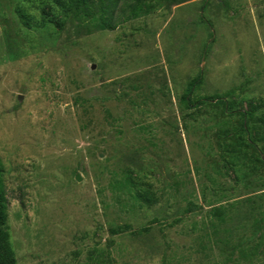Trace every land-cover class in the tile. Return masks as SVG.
<instances>
[{
    "label": "rangeland",
    "instance_id": "1",
    "mask_svg": "<svg viewBox=\"0 0 264 264\" xmlns=\"http://www.w3.org/2000/svg\"><path fill=\"white\" fill-rule=\"evenodd\" d=\"M152 5L104 31L54 18L45 0H0V156L17 264H264V165L221 153L223 121L239 117L182 101L202 77L193 98L264 104V0ZM125 179L158 202L125 207L114 187ZM124 225L135 233L111 234Z\"/></svg>",
    "mask_w": 264,
    "mask_h": 264
},
{
    "label": "trees",
    "instance_id": "2",
    "mask_svg": "<svg viewBox=\"0 0 264 264\" xmlns=\"http://www.w3.org/2000/svg\"><path fill=\"white\" fill-rule=\"evenodd\" d=\"M52 6L54 18L62 16L64 20H75L92 29L115 31L120 26L138 19L148 10L153 8L154 0H45ZM24 24L33 27L34 23L27 12L21 13ZM202 77L193 81L184 93L182 101L187 108H200L205 105H221L224 113L230 115L235 124L229 120L223 121L226 127L223 129L221 153L232 165H238L250 156L252 170H257L259 165H264V104L252 105L249 110L238 111L233 102H229L223 96H210L193 98V93L199 85ZM230 125L231 127H227ZM248 173V172H247ZM243 173L241 177H247ZM114 187L120 191L117 195L124 206L133 209L137 207H151L158 202L157 193L146 184H139L132 179L115 180ZM123 196V197H122ZM195 208L190 204L184 211L185 214L193 213ZM9 197L4 179V165L0 156V264H17V258L13 250L8 228ZM217 218L222 217L219 209L215 210ZM180 221H177L178 223ZM174 223V224H176ZM149 228L141 229L138 234L149 233ZM113 236L132 232L130 225L119 226L110 230ZM97 257H100L99 255ZM104 254H101V262H104ZM110 258V253L106 256Z\"/></svg>",
    "mask_w": 264,
    "mask_h": 264
},
{
    "label": "water",
    "instance_id": "3",
    "mask_svg": "<svg viewBox=\"0 0 264 264\" xmlns=\"http://www.w3.org/2000/svg\"><path fill=\"white\" fill-rule=\"evenodd\" d=\"M21 100H22V97L20 96L19 97V101H21ZM77 179L80 180V176L79 175H78Z\"/></svg>",
    "mask_w": 264,
    "mask_h": 264
}]
</instances>
